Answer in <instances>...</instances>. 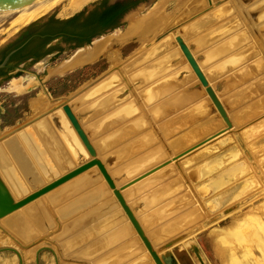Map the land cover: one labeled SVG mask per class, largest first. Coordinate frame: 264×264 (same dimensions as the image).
I'll return each instance as SVG.
<instances>
[{
    "label": "rangeland",
    "instance_id": "rangeland-1",
    "mask_svg": "<svg viewBox=\"0 0 264 264\" xmlns=\"http://www.w3.org/2000/svg\"><path fill=\"white\" fill-rule=\"evenodd\" d=\"M68 3L69 0H65L59 7L33 18L34 20L31 19L26 23L16 24L10 27L7 31L0 33V36H2V39H7L12 34L16 33L36 19L42 16H49L55 11L60 14L61 18L70 17L73 10L76 8H68ZM223 3L225 4L222 5L221 9H224V12H226V9L229 10L231 15H221V18H219L217 21H213V24L211 26H207L203 31H201L204 34L203 36H205V43L203 42V46L193 41L189 42L188 40L190 39L187 40L188 42L186 44L191 49L192 53L196 54L195 59L199 63V67L201 68V72L203 74L208 72V70L213 66L220 64V62L227 59L229 56H234L239 52L241 54L243 53L244 60L238 65L233 67L227 66L225 69H222V65L224 63H221L219 66V69L221 68L220 71L210 74V77L208 76L209 74H204V76L206 75V78L208 79V83L211 84V87H215L216 85L218 86V84L215 83L221 84L220 89L216 92V94L218 98L222 100V104H224V106L226 105V107H224V110H226L225 120L222 118V116H220L210 97L205 92V89L201 86V83L199 82L195 73L192 71L189 63L186 61L179 46L176 43L173 44V42H170L172 47L171 55H176V57H173L172 60H176L177 62H174L173 69H183V73H186L187 75L185 76L186 79L188 78L185 82L179 85L178 88L180 90L190 82H193L192 84H190V86L188 85V87H193L191 88V92L193 90L197 91V96L194 95L192 99L185 100L186 95H188V87H186L170 96V98H168V102H160V109H157L158 106L155 109L157 116L161 115V112L163 110L170 109L169 104L171 102H175L180 99H182L180 101L184 100L183 102L179 101L178 104H175L176 106L171 109V112L169 114L165 115L164 117H159L160 119H158L156 122L153 121L154 125L151 130L153 131L156 140L154 141V143H151L149 145H142L143 147L140 149V151H137V154L135 153L134 155H132V159L141 155L142 153H146L148 150L159 148V145L160 148H164L165 154L162 156H158L157 158L150 156L151 159H149L148 164L140 167L135 171H132L131 173H123L122 171H109V168L107 166L111 161H113V155H110V153H108L107 155L109 158H111V161L109 159L105 160L101 158L100 155L105 153V150L103 148L99 149L97 144V136L91 135V132L87 125L89 122L88 117L84 119L81 118L80 120L79 117H77V115L75 114L77 111H79L80 113L83 109L85 110V104H87L86 102L83 103L84 105L81 104V107L73 110V114L77 119V123L80 129L85 134L87 142L91 146L93 153H89V151H87V149L77 136L76 132L70 125L68 119L64 115L69 127L74 132L83 152H81V154L79 155V157H81L74 162V165L70 159H68V161L66 162L63 160V158H61V161L63 162L61 163V167L58 168L53 163L55 173H50L46 178L47 180H41L42 182L40 181V185H38V187H40L41 185L51 181L52 179H55L56 177L72 169L79 163L86 161L87 159L92 157L91 155H94L95 158L101 161L105 168L107 167L105 170L113 181L114 187L121 193L122 197L124 198L123 200L125 204L132 211L131 213L141 227L145 237L148 236L150 238L151 242L149 241V243L151 245V248L157 253L160 258L171 255V257L174 259L175 264H227L228 261H226L223 257H225V254L228 253V250L227 248L224 249L225 247H223L224 245H222L224 239L222 238L228 237V233L230 232L228 230L235 227V221L237 222V220H243L244 217L254 211L255 207H260L264 201V195L262 196L264 192L261 191L264 188V164L262 165V163H264V25L262 27L255 28L252 26V24H250V21L255 18V13H261L263 11L262 9H264V0H153L140 12L130 17L125 22L115 25L108 31L95 35L88 43H86V45H81V47H71L62 51H51L38 59V61L31 64H29L30 62L28 61H24L23 63L15 65L7 75L0 77V146H2L4 145L2 139L4 140L5 137L12 138L18 136L16 130L19 131L20 128L28 125L31 122H35L34 124L40 123L41 121L36 122L38 118L44 116L54 108L65 103L64 99L62 98H69L74 96V94L84 86H86V84L95 82L101 75L107 73L108 71L111 72L112 68H119L120 70H122L121 66H123V63L125 61H127L131 56L138 54L140 49L144 46H150V43L157 37L159 38L160 36H162V34H165L167 32L176 38L179 33H181V31L179 30V26L183 25L184 22H186L187 20H191L202 11L204 15H206L215 6H219ZM251 7L253 8V10H251ZM158 9L162 10L166 18L169 16L168 19H164L163 21L159 22L156 25H152L149 28L148 26H146L145 31H147V29H150L149 32L139 33L137 30L133 29L141 19L150 16V14L153 13L154 10L159 11ZM188 11L190 15H186L187 18H185L186 16L184 14L186 12L188 13ZM229 15L234 18L231 19L232 21L228 23L226 22V24H221V27L219 25L217 26L218 22L220 23L221 21L229 18ZM179 16L182 17H180L181 20ZM239 18L241 19L244 26L243 28L241 26L237 28L239 32L238 34L242 33L247 37L248 32L249 36H251V40H248L247 38L244 40H240V43L237 45V49H235L234 51H231L227 54L225 53L226 55L220 57L219 59H216L213 62H203L204 59H202V50L204 48L209 49L210 47H212L211 44L216 41L214 39L217 36L222 37L230 33L232 34V32H234L235 30L229 31V28L231 26V28H233V25L235 24L234 22L238 21ZM207 28L210 30H208ZM176 39H178V37ZM224 40L226 39H221L217 41L216 44H220ZM178 41L179 43H183V41ZM111 51L118 55V57L120 58L119 62L115 64L112 63L109 55ZM180 55L182 56V59ZM218 56H220V54H218ZM183 61H185V64ZM185 65L188 66L189 70L191 71L190 73L185 68ZM247 66H249V68L251 69V74H247L246 72L242 73L243 68ZM16 79L17 81H19L21 87L23 86L22 91L20 92L9 90L11 83ZM75 99L76 98H74V100ZM74 100L72 101L73 103H71V106L73 107L74 105H76V103H81V101H78L77 99V101ZM34 101H37L36 103L40 104V109L34 110V107L32 106ZM191 101L192 103H190ZM197 101H202L204 103V106L199 109L198 113H204L203 117L201 116L199 120L205 119L203 121H206V123H203L204 125L202 123H200L201 125L199 123H195L192 124L194 126L190 125L186 129H183L186 133L188 132V134L189 131L196 130V138L194 139L191 138V140L186 141L184 135L185 132L183 130L182 132L179 131L181 133L176 132L175 134L170 136L173 141L175 140L174 143L177 141L176 144H179L177 146L178 150L175 151L174 149H171V147H168L166 145V141L171 138H164L162 136V133L158 129V125H161V123L165 122L168 119L173 120L178 116L180 117L181 113L190 108V105L193 106L194 104H196ZM261 106L262 110L259 111V107ZM252 111L258 112H254L251 114ZM195 114L197 113L195 112ZM243 115L246 116L244 117ZM169 116L170 118H168ZM230 118L237 119V124L233 125ZM257 129L259 130L257 131ZM51 130L54 133V130L52 128ZM14 132L16 134H14ZM202 132L203 134H201ZM180 134H182L180 136L181 139L176 140L179 138ZM157 139H159V143ZM110 150H112V148ZM234 157L236 159V162H233L232 160L234 159ZM196 158L197 161L195 160ZM129 160L131 159L126 158L125 161L123 159L119 162L122 163L123 161L127 162ZM222 160L223 162H221ZM8 162L11 163L10 165H7L8 170L6 171L9 172L12 171L11 166H13V163L11 162L10 158H8ZM76 162H78V164H76ZM219 162H221L223 166L220 167L218 171V166L220 165ZM236 163L237 165L240 164L238 168L239 171L247 170V174L249 175L248 177H250V180L252 179L251 183H254V187L249 188L247 184L244 183V181L241 183V179H239L237 182H231V179L227 181V178L231 174L235 173L236 169L234 171L232 170V166L235 165L232 164ZM64 164L65 167L69 166V164L70 166L63 169ZM170 165H174V167L178 170L177 175L180 176V179L177 180V184L180 185V188L176 191L175 195H181L186 191H191L190 195H192L194 202L196 201L195 203H197L196 205L199 207L198 210L201 211V216L199 215V217H197V220L193 219V222L191 221L190 223H187L186 220L179 222V219L173 221V223H169L170 218L168 219V217H166L165 219L159 220V222L155 225H149L150 228L156 227V230L153 229L154 231L150 230L146 233L147 228L143 223L139 222L136 215V208L138 203V201L135 199L136 197H134L133 200L135 201L132 203V199L129 200L128 197L125 198L123 196V191H126L127 189L133 190L135 187H137V184H139L146 178L153 176L157 173V171H162V173L164 174L162 181H168L169 179L174 177L175 174H169L168 170L165 171L163 169H166ZM94 167L95 169L93 168L92 170L88 171H86V169L77 175H85L89 178H95V185H102V187H100L103 190L104 201L96 204L93 207L85 209L84 211H82L83 213L80 212V215H76L69 221H65V223H61L58 220V216L56 214L57 208H59V206L65 202L59 203L56 207L52 208H49L47 204L46 210L48 211L50 219L53 220L55 224L53 229L47 232H42L28 241H23L16 233L10 231L9 229L2 226V224H0V264H110V262H113L114 264H154L149 253L145 250L143 243L135 233V230L131 226L130 222L127 220L126 215L122 211L120 205L115 199L104 178L95 165ZM206 167H209L208 169L210 171ZM200 168L202 172L200 171ZM204 170H206L207 172ZM206 173L208 174L206 175ZM10 175L12 176V174ZM97 175L99 176V178H97ZM201 176L203 179H201ZM0 177L2 178V180H4L2 171H0ZM8 177V175L5 176V180L10 185V190L12 188V190L14 191L16 186L11 183V180H9ZM19 179L21 180V183L25 188L23 192H21L23 193L22 196L25 193L31 192V190L26 187L20 176ZM222 179L226 180V183H224L223 185L224 188L218 191H214L212 189L211 192L206 194V196H201L200 189H202L205 184L209 188L215 181ZM210 181H212V183ZM0 183L3 185L1 180ZM184 185H187L186 191ZM57 189L60 190L61 188ZM167 189L169 190V186L167 187ZM89 190L90 188H85L81 192L77 193L76 197L82 195L86 191L88 192ZM209 194L212 195L209 196ZM163 202L164 204H166V206L163 208V212L167 213L173 207L169 206V194L160 201V203ZM107 203L110 207V210L106 211V207L108 205H106L104 208L103 205ZM100 207L102 208L101 211L98 212V214L97 212L93 211L96 208L98 209ZM259 209L260 210H258L255 215H260V219L263 222L262 225L264 227V213L261 207ZM92 211L95 212V215H98V220L93 213L89 215L90 222L92 221L91 223H85L86 225L83 224L82 227L78 229L76 228V226H74L71 230H68L66 234H62L61 227L69 226V224H71L73 221H76L80 217H83L84 214ZM118 211L120 214L117 213V215H123L124 219L119 220L118 216H116L115 218V213ZM182 211L183 212L181 213H185V211L188 210L183 209ZM198 213L200 212L198 211ZM114 218L117 219L122 226L121 235H124L126 239L121 242L118 240L120 243L118 241L111 243L110 237H108L109 234H111L110 236H112V234L114 233L115 234L113 235V238L120 237L118 234V230H115L113 227H109V225L114 221ZM87 219L88 218H86V220ZM143 220L147 224H149V222L151 221V219L147 220L144 218ZM98 223H104V226H107V228L105 229L106 233L104 232V230H100V232L97 233L95 231L92 232L91 235H89V233L88 236L83 239V241H76L74 243H71V240L75 239L74 237L85 235L86 232H88L87 230L97 226ZM80 225L78 224V226ZM248 226L249 228H251L250 224H248ZM248 226L242 224L240 229L242 228V231H247ZM255 227L257 228V226ZM255 227L253 226V228ZM246 231H243V233H245ZM151 232H153L154 237L150 234ZM101 236H103L104 238ZM105 236L107 237L105 238ZM95 237L96 239H94ZM257 237V235L254 237L252 236L253 240H250L251 242H245L250 246L252 244L251 255H255V257H259L261 253L259 251L260 248L258 249V247L260 246L257 245L259 241L257 240ZM105 241L107 243H110L107 245ZM103 242L105 243L102 244ZM120 244H122V246ZM113 245L114 247L112 248ZM104 246H106L107 250H109L110 252L104 249V251L98 253V255L96 256V248H105ZM118 249L120 251H118ZM236 249L237 248H234L233 250L231 249V251H234V254H237V257L240 254V250ZM93 254L95 255V257ZM251 255L250 258H252ZM228 258L230 259L231 257L228 256ZM235 261L236 260L233 259L232 262L234 263Z\"/></svg>",
    "mask_w": 264,
    "mask_h": 264
},
{
    "label": "bare ground",
    "instance_id": "bare-ground-1",
    "mask_svg": "<svg viewBox=\"0 0 264 264\" xmlns=\"http://www.w3.org/2000/svg\"><path fill=\"white\" fill-rule=\"evenodd\" d=\"M64 1L65 0H29L25 3L20 4V5L9 7L6 10H4L3 12H0V33L7 31L10 27H12L16 24L26 23L29 20H31V19L39 16V15H42V14H44V13H46V12H48L54 8H57ZM88 1H90V0H69L68 8H78V7L86 4ZM225 3L220 4L219 6H215L206 15H204V13L202 11V12H200V14L196 15L191 20H189V21L187 20L186 22L183 23V25H180L179 30L181 31V33H179V35L177 36L178 39H176L177 37L175 38L172 35H170V33L166 32L165 34H162V36H160L159 38L157 37L155 40H153L150 43V46H144V47L142 46L143 48L140 49L138 54L131 56L127 61H125L123 63V66H121L122 70H120L119 68H112L111 72L108 71L107 73H104L95 82H91L90 84L89 83L86 84V86H84L82 89L77 91L74 94V96H72V97L76 98L78 101H81V103H76V105H74V107H73V106H71V103H73L72 101L74 100V98H72V97L62 98V99H64L65 103L61 104V106L54 108L53 110H51L50 112H48L44 116H41L40 118H38L36 120V122L41 121L40 123L34 124L35 122L34 123L31 122L28 125L20 128L19 131L18 130H16L17 132L15 131L16 133H18V136L12 137V138H6L5 137L4 140L2 139V142L4 145L0 146V171H2V174L4 176L3 177L4 180H2L1 177H0V180L2 181L3 185L7 189L8 193L12 197V199L13 200L19 199L23 194L21 192H23V190L25 189L24 185L21 183V180L19 179V176L22 179V181L24 182V184L26 185V187L28 189H30L31 191H33L36 189V187H38V185H40L41 180L44 181L50 173H55L54 165H56V167H58V168L61 167V163H63L61 161V158H63V160L66 162L68 161V159H70L74 165L75 164L74 162L77 161L78 158L81 157V156L79 157V155L81 154V152H83L82 148H81L74 132L69 127L68 122L64 116L65 114L62 110L63 105H67L69 107L71 113L73 114L74 113L73 110L81 107V104L84 105L83 103L87 102V104H85L86 105L85 110L83 109L82 112H80V113H79V111H77L75 114L77 115V117H79L80 120H81V118L84 119V118L88 117L89 122L87 125H88L90 132H91V135L97 136V142H98L97 144H98L99 149L103 148L105 150V153L100 155L101 158L105 159V160L106 159L110 160L111 158H109L107 156L108 153H110V155H113V161L110 160L111 162L107 166L109 168V171H111V172L122 171L123 173H125V172L131 173L132 171H135V170L139 169L140 167L148 164L149 159H151V157L157 158L158 156L164 155L165 154L164 148L163 147L160 148V145H159L158 146L159 148H154V149L148 150L146 153H142L141 155L132 159V155H134L135 153L137 154V151H140V149L143 147L142 145H149L151 143H154V141L156 140L155 135L150 128L151 125L148 123V121L146 119L147 116L145 117L146 114H144V115L141 114L142 109L140 110L139 104L142 105L143 107L149 109L148 115L150 116V118L154 122H156L158 119H160L159 117H164L165 115L169 114L171 112V109L174 108V106H176L175 104H178V102L180 100H182V99H180L178 101L171 102L169 104L170 109L163 110L161 112V115H158V116L156 115L155 109L157 106H158L157 109L158 110L160 109L159 108L160 102H162V103L164 101L168 102V98H170V96L177 93L178 91H181V89L188 87V85L190 86V84L193 83V82H190L189 84H187L186 86H184L183 88H181L179 90V88H178L179 85H181L183 82H185L188 78L186 79L185 76H187V75H186V73H183V69H179V70H177L176 68L173 69L174 62L175 63H177V62H176V60H172L173 57H176V55L175 56H174V54L171 55L172 47H171L170 42L171 43L173 42V44L176 43L178 46L180 44L185 43L184 44L185 47L189 51L191 57L193 58V60L195 61L199 71L201 72V68L199 67V63L195 59L196 54L192 53L191 49L187 46L186 43L188 41L189 42L193 41V42L203 46V42L205 43V36H203L204 34L201 31H203L205 29V27L211 26L213 24V21H215V20L217 21L219 18H221V15L225 16L226 14H230L229 10L226 9V12H224V9L223 10L221 9L222 5H224ZM197 8H198V6H197ZM232 9H233V7H232ZM158 10L159 11L154 10L153 13L150 14V16L145 17L144 19H141L133 29L137 30L139 33L140 32H149L150 29H147V31H145L146 26H148V28H149L152 25L158 24L159 22L163 21L164 19L165 20L168 19L169 16L166 18L164 13L162 12V10H160V9H158ZM251 10H253L252 7H251ZM262 10L263 11L261 13H255V18L252 19V21H250V24H252V26L255 28L262 27L264 25V9H262ZM188 14L190 15L189 11H188V13L186 12L184 15L186 16ZM181 16H179V18ZM179 18H177V19H179ZM181 18H180V20H181ZM185 18H187V16ZM231 19H234V18H232V16H230L229 18L225 19L224 21H221L220 23L218 22L217 26L219 25L221 27V24H223V23L226 24V22L228 23V22L232 21ZM182 21H183V19H182ZM234 23L235 24L233 25V28H231L232 26L229 28L230 29L229 31L235 30L234 32H232V34L230 33V34L222 36V37L217 36L214 39V40H216L213 43L214 46H213V44H211L212 47H210L209 49L204 48L202 50V56H203L202 59H204L203 62H205V61L213 62L216 59L223 57L227 53L234 51L235 49H237V45L240 43L239 42L240 40H244L246 38L248 40H251V38H250L251 36H249L248 32H247V34H248L247 37L245 34H242V33L238 34L239 32H238L237 28L239 26H241L243 28V26H244L241 19L239 18V20L235 21ZM155 28H158V27H155ZM213 28H214V26H213ZM154 30H157V29H154ZM208 30H210V29H208ZM246 31H248V30H246ZM154 33H156V32H154ZM135 34H137V33H135ZM241 37H242V39H241ZM137 38H139V37H137ZM188 39H190V40H188ZM221 39H226V40H224L220 44H216V42L221 40ZM261 39H262V37H261ZM141 40H143V39H141ZM178 40L183 41V43H179ZM83 49H85V48H83ZM206 49H208V50H206ZM218 54H220V56H218ZM109 55H110V59L112 60V63L115 64V63L120 61L119 60L120 58L118 57V55H116L112 51L109 53ZM180 57L182 59L181 55H180ZM243 60H244L243 53L241 54L239 52V53H236L234 56H229L227 59L220 62V64L224 63L222 65V69H225L227 66H229V67L236 66L239 63L243 62ZM183 62L185 64V61H183ZM220 64L213 66L212 68H210L208 70V72H206L207 74H209L208 75L209 77H210V74H213V73L221 70V68L219 69ZM74 67H76V66H74ZM185 68L187 69V71L189 73L191 72L187 65H185ZM243 72H246L247 74L252 73L249 66L244 67L242 70V73ZM206 73H204V74H206ZM201 74L203 75V77L205 79V84L204 85L201 84V86L204 89L207 86L211 88V90L213 91L216 99L220 103V105L224 111V114H225L226 110H224L225 109L224 107H226V105L224 106V104H222L223 103L222 100H220L216 94V92L220 89L221 84L215 83V84H218V86L216 85L215 87L214 86L211 87L210 86L211 84L208 83V79L206 78V75L204 76V74L202 72H201ZM22 88H23V86L21 87V85L19 84V81H17V79H16L15 81H13L11 83L9 90L14 91V92H20V91H22ZM191 88H193V87H188V89H187L188 95L185 94L186 97L182 96V97L186 98V99L184 98L185 100H190L194 97V95L197 94V91L193 90L191 92ZM166 98H167V100H166ZM183 101H180V102H183ZM36 102L37 101H34L32 104V106L34 107V110L41 108L40 104H38ZM190 103H192V101ZM202 106H204V103L202 101H200V102L197 101L196 104H194L193 106L190 105L189 106L190 108H188L186 111L181 113L180 117L178 116L177 118H174L173 120L168 119L165 122L161 123V125H158V129L162 133V136L164 138H167V137L171 138L170 136H172L176 132H179V131L182 132L183 129H186L187 127H189L192 124H195V123H199V124L204 123L205 124L206 121H203L205 119L199 120V118L201 116L203 117V115H204V113L203 114L198 113L199 109ZM248 109H250V108H248ZM260 110H262V106L259 107V111ZM236 111H238V110H236ZM195 112L199 115L195 114ZM254 112H258V111H254ZM254 112L252 111L251 114ZM162 114H164V115H162ZM239 115H240V113H239ZM73 116L75 117L74 114H73ZM241 116H242V113H241ZM243 116L245 117L246 115H243ZM168 118H170V116ZM222 118L225 120L226 114ZM230 120L233 123V125L237 124V119H231L230 118ZM201 121H203V122H201ZM192 126H194V125H192ZM51 128L54 130V133L56 136L54 135ZM144 128H147V129H144ZM208 128H209V126H208ZM249 129H250V127H249ZM259 129H260V127H259ZM259 129H257V131ZM205 131H206V129H205ZM257 131H256V133H257ZM15 132H14V134H16ZM181 132H179V133H181ZM12 134H10V135H12ZM201 134H203V132ZM181 135L182 134H180L179 138L176 140L181 139L180 138ZM184 135H185L186 141L191 140V138L194 139V138H196V136H195L196 130L189 131V134H188V132L187 133L185 132ZM171 139L166 141V145L168 147H171V149H174L175 151H177L178 150L177 146L179 144H176L177 141L174 143L175 140L173 141V139L172 140ZM157 141L159 143L158 139H157ZM124 142H125V144L120 146ZM194 146H196V145H194ZM113 147H115V148H113ZM109 148L110 149L112 148L114 150H110ZM250 148H252V147H250ZM233 152H234V150H233ZM91 156L92 157H90V158H95L94 155H91ZM202 156H204V155H202ZM202 156H199V157H202ZM8 158H10L11 162L13 163V166H11L12 171H9V172L6 171V170H8L7 165L11 164L8 162ZM50 158L53 160V162ZM126 158H130L131 160L124 162ZM123 159H124V161L122 163L119 162L120 160H123ZM195 160L197 161V158ZM232 160H233V162H236L235 157ZM115 161H117V162H115ZM221 162H223V160ZM221 162H219L220 163L219 166L217 165L218 171H219V168L223 166V164ZM53 163H54V165H53ZM76 164H78V162H76ZM177 164H176V166H177ZM263 164L264 163H262V165ZM232 165H235V166H232V170L234 171L236 169V171L234 174H231L227 178V181H229L231 179V182L232 181L237 182L239 179H241L240 180L241 183L244 181V183L247 184V186L249 188L254 187V183H251L252 179L250 180V177H248L249 175L247 174V170L246 171L245 170L239 171L238 168H239L240 164L237 165V163H236V164H232ZM69 166H70V164H69ZM69 166L65 167V164H64L63 169L67 168ZM93 167H94V165L87 168V170L86 169L85 170L86 171H88L90 169L92 170ZM106 168L104 167V169H106ZM163 170H165V171L168 170L169 174H175V176L172 177L171 179H169L168 180L169 182L168 181H162L164 174L162 173V171H160V172L157 171V173L155 172L156 174H154L153 176L146 178L145 180H143L139 184H137V187H135L133 190L127 189L126 191H123V196L125 198L128 197L129 200L132 199L131 200L132 203L135 201V200H133L134 197H136L135 199L138 201L137 208H136V215L138 217L139 222L143 223L145 225V227L147 228L146 233L148 231L156 228V227L150 228L149 225L150 226L155 225L159 222V220L165 219L166 217H168V219L170 218L169 223H173V221H175L177 219H179V222L186 220L187 223L188 222L190 223L193 219L197 220V217H199V215L201 216V211L198 210L199 207L196 205L197 204V203H195L196 201L194 202L192 195H190L191 191L190 192L186 191L187 185H184L185 191H186L185 193H183L181 195H175L176 191L180 188V185L177 184V180L180 179V176L177 175L178 170L174 167V165H170L169 167H167L166 169H163ZM16 171L18 174L16 173ZM200 171H201V168H200ZM204 171H206V170H204ZM10 174H12V176ZM200 174H202V173H200ZM204 174H205V172H204ZM207 174L208 173H206V175ZM7 175L9 176L8 179L11 180V183H13L16 186L14 191L12 190V188L10 190V188H9L10 185L5 180V176H7ZM245 176H246V178H245ZM97 178H99L98 175H97ZM201 179H203L202 176H201ZM210 182L212 183V181H210ZM224 183H226V180H224V179L215 181L212 184L213 186L215 185L214 187L212 185H211L212 187L209 185L211 188L210 187L208 188V186L205 184V186H203L202 189H200L201 196H206V194L211 192L212 189L214 191L221 190L222 188H224V186H223ZM100 186L102 187L101 184L95 185V178H89V177H86L85 175L84 176L77 175V176L72 177V178L64 181L63 183L51 188L50 190L46 191L45 193L40 194L36 198H34V199L28 201L27 203L23 204L22 206L0 216V219H1L0 224H2V226L9 229L10 231L16 233L23 241H28L31 238H33L34 236H36L42 232H47V231L53 229L55 224H54V221L50 219L48 211L46 210L47 204H48L49 208H52V207H56L59 203L65 202L62 205H60L59 208H57V210H56L58 220L61 223H65V221L66 222H67V220L69 221L70 219H72L76 215H78V214L80 215V212L83 213L82 211H84L85 209H87L89 207H93L96 204L104 201L103 190ZM168 186H169V190L167 189ZM236 186H238V185H236ZM57 188H59V189L61 188V189L58 190ZM85 188H90V190L88 192L86 191L82 195L76 197L77 193L81 192ZM263 189L261 191L264 192ZM110 190L112 192L111 188H110ZM51 192H52V194H51ZM143 193H145V194H143ZM26 194L27 193H25L24 195H26ZM168 194H169V206L170 207L173 206V207L171 208V210H169V212L164 213L163 208L166 206V204H164V202L160 203V201L164 197H166ZM211 195L209 194V196H211ZM263 195H264V193L262 194V196ZM74 197H76V198H74ZM106 205H108V203L103 205V208ZM149 207H151V208H149ZM260 207L262 208L263 213H264V201ZM260 207H255L254 211H252L251 214H248L246 217H244L243 220H239V221L237 220V222L235 221V223H234L235 227H233V229L231 228L228 230V231H230L228 233V237L224 236L225 238H222V239H224L222 245H224L223 246V247H225L224 249L227 248V250H228V253L225 254V257H223L226 261H228L227 264L233 263L232 262L233 259L236 260L233 264H264V227L262 225L263 222L260 219V215L259 216L255 215L256 212L258 210H260L259 209ZM101 208L102 207H100L98 209L96 208L93 211L97 212V214H98V212L101 211ZM183 209H186L188 211H185V213H181V212H183L182 211ZM107 210H110L109 205L106 207V211ZM93 211L86 213V214H84L85 216L83 215V217H80L76 221H73L71 223L72 225L69 224V226H67V227H65V226L61 227L62 234H66V232H68V230H71L74 226H76V228L78 229V228H81L83 224L90 222L89 215H91L93 213H94V216L97 217L98 215L97 214L95 215V212H93ZM198 211L200 213H198ZM117 213H119V211L115 213V218H116V216H118ZM86 216H88V217H86ZM174 216H176V217H174ZM85 217L88 219L86 220ZM98 218L99 217H97V220H98ZM115 218H114V221L112 222V224H110L111 226L109 225V227H113L115 230H118L119 231L118 234L120 237L113 238V235L115 233L112 234V236H110L111 234H109L108 237H110L111 243L118 241V240L121 242V241H124V239H125V236L121 235L122 226L120 225L118 220ZM118 218H119V220L124 219L123 215L118 216ZM143 218L147 219V220L151 219V221L149 222V224H147L144 222ZM91 219H93V218H91ZM95 220H96V218H95ZM95 220H94V222H95ZM127 220H128V218H127ZM84 221H86V222H84ZM105 223H106V221H105ZM78 224L79 225L81 224V225L78 226ZM242 224L247 225V226H248V224H250L251 228H249V226H248V228H247L248 230L247 231L243 230V231H246L245 233H243V231L241 230L242 228L240 229ZM251 224H253V225H251ZM253 226L254 227L257 226V228L256 227L253 228ZM106 228H107V226H104V223H100V224L98 223L97 226L92 227L89 230H87L88 232H86L85 235H81L80 237H74L75 239L71 240V243H74L76 241H83V239L85 237H87L89 233H90L89 235H91V233L95 232V231H96V233L100 232V230H102V231L104 230V232H105ZM110 229H112V228H110ZM160 231H162V230H160ZM101 233H103V232H101ZM150 234L154 237L153 232H151ZM256 235L258 236L257 240H259L257 245L260 246V247H258V249L260 248L259 251L261 252L259 257H255V255L254 256L251 255L252 244L250 246V245L245 243L246 241L251 242L250 240H253L252 236L254 237ZM99 236H100V234H99ZM101 237H103V236H101ZM106 237L107 236H105V238ZM94 239H96V237ZM148 239H149L148 241L151 242L149 237H148ZM246 239H248V240H246ZM101 240H103V239H101ZM257 240H256V242H257ZM105 242H103L102 244H104ZM109 243L106 242L107 245ZM116 244H117V242H116ZM120 245L122 246V244H120ZM104 247L105 248H103V247L96 248V251H95L96 256L98 255V253L104 251V249L107 250L106 246H104ZM113 247H114V245L112 246V248ZM234 248H237L240 250L239 251L240 254L237 257H236L237 254H234L235 252L231 251V249L233 250ZM145 250L147 251L146 248H145ZM107 251H109V250H107ZM118 251H120V250L118 249ZM250 255L252 256V258H250ZM109 256H111V255H109ZM228 256L231 257L232 259L231 258L229 259ZM94 257H95V255H94ZM234 257H236L237 259ZM110 264H114V263L110 262Z\"/></svg>",
    "mask_w": 264,
    "mask_h": 264
},
{
    "label": "water",
    "instance_id": "water-1",
    "mask_svg": "<svg viewBox=\"0 0 264 264\" xmlns=\"http://www.w3.org/2000/svg\"><path fill=\"white\" fill-rule=\"evenodd\" d=\"M27 1L29 0H0V12ZM152 1L153 0H92L74 9L68 19L61 18L60 14L55 11L49 16H42L36 19L7 39H2V36H0V76L31 54L34 57V60L29 64L51 51H62L82 44L86 45L84 43L88 42L90 38L101 32L110 30L117 24L125 22L130 17L140 12ZM179 48L199 82L204 85L205 79L185 45L180 44ZM205 91L219 114L224 117V111L211 88L207 86L205 87ZM62 110L87 151L93 153L85 134L80 129L77 120L71 113L69 107L63 105ZM93 165H96L108 187L112 189L115 199L125 213L144 247L147 249L154 264H175L171 255L160 258L151 248L148 239L143 234V231L131 213V210L125 204L119 191L114 188L113 181L105 171L102 163L96 158H90L79 163L77 166L62 175L16 200H13L9 196L5 187L0 183V216L22 206L40 194L45 193L51 188L63 183Z\"/></svg>",
    "mask_w": 264,
    "mask_h": 264
},
{
    "label": "crops",
    "instance_id": "crops-1",
    "mask_svg": "<svg viewBox=\"0 0 264 264\" xmlns=\"http://www.w3.org/2000/svg\"><path fill=\"white\" fill-rule=\"evenodd\" d=\"M139 107H140V110L142 109V111H143V112L141 111V114H143V115L146 114L145 117L147 116L146 119H147L148 123L151 125L150 128H152L153 125H154V122H153V120L150 118V116L148 115V109L145 108V107H143V106L140 105V104H139ZM148 116H149V117H148ZM158 140H159V139H158ZM126 142H127V141H126ZM123 144H125V142L122 143L120 146H122ZM112 150H114V149H112ZM93 168L95 169V167H93ZM93 168H92V169H93ZM90 170H91V169H90ZM144 194H145V193H144Z\"/></svg>",
    "mask_w": 264,
    "mask_h": 264
},
{
    "label": "flooded vegetation",
    "instance_id": "flooded-vegetation-1",
    "mask_svg": "<svg viewBox=\"0 0 264 264\" xmlns=\"http://www.w3.org/2000/svg\"><path fill=\"white\" fill-rule=\"evenodd\" d=\"M113 28V27H112ZM111 28V29H112ZM102 33V32H101ZM98 35V34H97ZM93 38V37H92ZM92 38H90V40L92 39ZM89 40V41H90ZM88 41V42H89ZM88 42H86V43H88ZM86 43H84V44H86ZM83 45V44H82ZM79 46H81V45H79ZM79 46H77V47H79ZM48 54V53H47ZM46 55V54H45ZM44 56V55H43ZM41 58V57H40ZM39 58V59H40ZM34 60V57H33V55L31 54V55H29V56H27L26 58H24L23 60H21V61H19L17 64H20V63H23L24 61H28V62H31V61H33ZM36 61H38V59L36 60ZM36 61H34V62H36ZM16 64V65H17ZM14 67V66H13ZM12 67V68H13ZM12 68L9 70V71H7L6 73H4V74H2L0 77H3V76H5V75H7L11 70H12Z\"/></svg>",
    "mask_w": 264,
    "mask_h": 264
},
{
    "label": "trees",
    "instance_id": "trees-1",
    "mask_svg": "<svg viewBox=\"0 0 264 264\" xmlns=\"http://www.w3.org/2000/svg\"><path fill=\"white\" fill-rule=\"evenodd\" d=\"M68 18H70V17H67V18H65V19H68Z\"/></svg>",
    "mask_w": 264,
    "mask_h": 264
}]
</instances>
